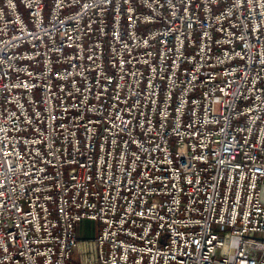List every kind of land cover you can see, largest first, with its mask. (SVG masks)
Returning a JSON list of instances; mask_svg holds the SVG:
<instances>
[{"label":"built area","instance_id":"2783aa9c","mask_svg":"<svg viewBox=\"0 0 264 264\" xmlns=\"http://www.w3.org/2000/svg\"><path fill=\"white\" fill-rule=\"evenodd\" d=\"M0 264H264V0H0Z\"/></svg>","mask_w":264,"mask_h":264},{"label":"rangeland","instance_id":"374dc122","mask_svg":"<svg viewBox=\"0 0 264 264\" xmlns=\"http://www.w3.org/2000/svg\"><path fill=\"white\" fill-rule=\"evenodd\" d=\"M48 12V11H47ZM104 223L102 221H97V220H92V221H88V220H83L80 223V234L82 236H87V237H92L93 235L99 233L103 227H104ZM226 230L223 229L221 230V232H224Z\"/></svg>","mask_w":264,"mask_h":264}]
</instances>
